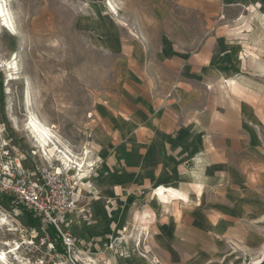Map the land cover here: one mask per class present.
I'll return each mask as SVG.
<instances>
[{
	"label": "crops",
	"instance_id": "obj_1",
	"mask_svg": "<svg viewBox=\"0 0 264 264\" xmlns=\"http://www.w3.org/2000/svg\"><path fill=\"white\" fill-rule=\"evenodd\" d=\"M168 1L145 0L156 16H166ZM156 33L146 63L120 59L93 110L110 202L94 209L75 241L82 264H240L264 239V114L257 79L243 73L256 55L237 60L239 48L221 29L198 52L182 27ZM158 187L189 203L179 213L168 199L165 208L154 198ZM132 224L149 230L147 255L129 245L120 258L104 248L108 235Z\"/></svg>",
	"mask_w": 264,
	"mask_h": 264
},
{
	"label": "rangeland",
	"instance_id": "obj_2",
	"mask_svg": "<svg viewBox=\"0 0 264 264\" xmlns=\"http://www.w3.org/2000/svg\"><path fill=\"white\" fill-rule=\"evenodd\" d=\"M3 5L14 32L0 20V146L20 157L31 173L41 166L58 167L76 183L75 207L62 227L75 241L93 223L94 209L110 202L100 179L101 164L95 160L94 107L106 95L121 58L146 63L159 27H182L194 52L207 48L221 29L230 36V45L239 48L237 60L255 54L243 73L257 79L264 114V0H169L166 16H156L145 0H4ZM239 33L247 34V40L240 41ZM30 114L54 127L57 146L83 160L84 175H74L75 166L65 170L57 158L41 152L27 128ZM173 201L179 213L189 203ZM32 216L29 224L25 212L0 194V251L9 250L2 245L7 241L25 262L62 264L58 233ZM260 242L240 264L262 257L264 239Z\"/></svg>",
	"mask_w": 264,
	"mask_h": 264
},
{
	"label": "built area",
	"instance_id": "obj_3",
	"mask_svg": "<svg viewBox=\"0 0 264 264\" xmlns=\"http://www.w3.org/2000/svg\"><path fill=\"white\" fill-rule=\"evenodd\" d=\"M76 183L61 169L53 166L37 167L27 171L18 156L0 146V194L11 198L16 205L39 218L58 233L64 248L62 264H82L77 244L70 231L63 229L66 216L72 213L76 202ZM149 230L139 224L124 226L108 235L104 248L114 250L124 258L127 247L136 255L148 254ZM31 243H27L29 247Z\"/></svg>",
	"mask_w": 264,
	"mask_h": 264
},
{
	"label": "bare ground",
	"instance_id": "obj_4",
	"mask_svg": "<svg viewBox=\"0 0 264 264\" xmlns=\"http://www.w3.org/2000/svg\"><path fill=\"white\" fill-rule=\"evenodd\" d=\"M3 1L4 0H0V20L3 23L4 28L10 29L11 31L14 32L13 26L9 22L10 18L8 17L9 18L8 19L6 17L7 15H6L5 7L3 5ZM27 128L31 132V134L33 135L34 139L36 140V143L38 144V147L41 149V152L46 157L57 158V160L62 164V166H64L66 168L65 170H70L71 166H75L76 171L73 173L74 175L80 176V174L84 175L86 173V170L84 167L85 163L83 162L82 159L78 160L77 158H74L72 153L69 150H67L66 148H64V150L59 149V147L57 145H58V143H60V141L54 135V131L51 130L54 127L53 128L48 127L46 124L41 122L33 114H30V118H29V121L27 124ZM154 191H155L154 198L158 199L159 201L163 200L164 201L163 205H165V208H167V200L168 199H170V201L178 200V201H182L184 203L189 202L188 198L182 197L180 194L176 193L175 191H169L168 193H164V189H162V188L155 189ZM2 245L7 246L9 248V250L0 251V264H13L12 262H10L13 259L17 261V264H30L29 262H27V261L25 262L24 260H22L18 256V253H17L18 249H15L14 246H10L9 242H7V241L3 242ZM262 254H263L262 257L258 261L257 260L253 261L251 264H260V262L264 259V249H263Z\"/></svg>",
	"mask_w": 264,
	"mask_h": 264
},
{
	"label": "trees",
	"instance_id": "obj_5",
	"mask_svg": "<svg viewBox=\"0 0 264 264\" xmlns=\"http://www.w3.org/2000/svg\"><path fill=\"white\" fill-rule=\"evenodd\" d=\"M18 206H19V208H20L22 211L25 212V216H26V218H27V220H28V223H29V224H33V219H32L33 216H32V213L26 211L24 207H22V206H20V205H18Z\"/></svg>",
	"mask_w": 264,
	"mask_h": 264
},
{
	"label": "water",
	"instance_id": "obj_6",
	"mask_svg": "<svg viewBox=\"0 0 264 264\" xmlns=\"http://www.w3.org/2000/svg\"><path fill=\"white\" fill-rule=\"evenodd\" d=\"M260 264H264V259L260 262Z\"/></svg>",
	"mask_w": 264,
	"mask_h": 264
}]
</instances>
